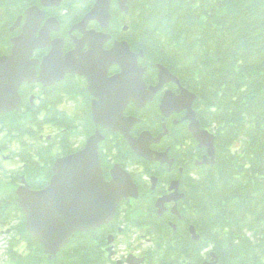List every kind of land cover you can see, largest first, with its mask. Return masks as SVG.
Segmentation results:
<instances>
[{
  "label": "trees",
  "instance_id": "obj_1",
  "mask_svg": "<svg viewBox=\"0 0 264 264\" xmlns=\"http://www.w3.org/2000/svg\"><path fill=\"white\" fill-rule=\"evenodd\" d=\"M38 0H0V55L11 51L9 28L25 10ZM130 13L121 15L115 5L112 31L127 40L135 52H144L141 64L147 67L145 80L157 82V64L175 74L183 86L197 94L195 104L203 127L215 134V163L197 166L205 150L197 147L187 123L168 121L169 135L160 147H172L176 159L174 171L146 163L137 158L124 138L106 134L101 148L105 174L111 158L124 166L144 167L145 173L134 172L140 185L141 198L135 202L133 221L147 220L148 234L160 244V236L184 235L177 241L214 251L219 264H264V0H128ZM90 5H87V10ZM129 31L119 32L125 21ZM74 21L72 14L68 23ZM113 68L112 72H116ZM30 86L21 90L22 110L0 115V146H17L22 165L17 172L0 175V228L20 220L7 249L9 264H101L105 235L100 230L76 234L58 257L48 259L42 246L25 229V218L17 201L15 188L19 176L25 175L33 189H42L53 175V165L60 156L76 151L75 147L94 129L89 95L84 80L74 77L47 89L40 114L29 101ZM79 109H63V101H77ZM126 114L141 122L134 135L162 130L159 98L138 111L130 105ZM56 136L40 141L45 127ZM41 143H40V142ZM35 142V143H34ZM39 143L38 147L36 144ZM164 147V148H165ZM179 167L183 168L180 172ZM157 174L160 185L153 193L143 175ZM180 180L185 197L179 203L182 225L174 232L159 218L155 208L171 178ZM175 221H179L174 217ZM112 224L106 226L108 228ZM193 225L200 241H193L188 228ZM163 230V232H162ZM26 242L24 248L20 245ZM162 258L174 249L167 243ZM167 253V255H166ZM185 254V252L183 251ZM175 254H171L169 259ZM195 258L199 261V255Z\"/></svg>",
  "mask_w": 264,
  "mask_h": 264
},
{
  "label": "water",
  "instance_id": "obj_2",
  "mask_svg": "<svg viewBox=\"0 0 264 264\" xmlns=\"http://www.w3.org/2000/svg\"><path fill=\"white\" fill-rule=\"evenodd\" d=\"M47 1L42 0L44 6L58 5L61 0H51L50 4ZM118 3L120 10L128 14L127 0H118ZM110 5L111 0H98L83 21L73 28L81 31L83 38L75 39V50L65 56L63 40L51 41L52 30L47 24L37 36L44 14L33 7L26 11L23 33L11 39V54L0 57V115L20 108V88L23 84L41 82L48 87L62 81L67 74L85 77L88 91L95 98L92 101V118L97 129L85 147L56 161L54 176L45 189L33 191L23 178V186L17 190L19 206L27 221V231L42 244L50 258L57 256L75 233L95 230L110 223L121 202L140 196L133 178L119 164L111 172V181H105L99 157V145L104 140L100 128L123 135L137 156L146 161L167 163L172 168L174 160L169 158L168 151L158 153L151 149V145L159 143L167 131L156 138L147 131L139 138H134L131 131L140 120L125 116L129 104L143 109L165 85L171 82L178 84L177 94L167 91L161 102L163 120L175 112L187 110L185 119L190 121L189 131L199 148L207 150V155L197 165L215 162V136L201 129L192 108L196 95L184 89L178 78L162 65H157L158 85L148 87L144 79L146 68L139 65V59L144 57L143 52L134 53L126 41H116L111 50H105L111 36L87 30L92 21L100 23L103 30L109 28L112 19ZM21 20L18 19L11 32L20 26ZM48 23L57 26L55 31L60 30L59 22L55 19H49ZM50 45H53V49L44 58L41 75L37 76L36 68L40 62L32 59L33 53L36 49ZM86 46L88 49L85 51ZM112 66H118L121 72L109 77ZM152 183L155 189L158 179L152 177ZM169 191L173 192L159 198L156 203L159 216L166 212V204L178 202L184 197L179 192V181H173ZM173 212L177 213L176 206ZM191 233L194 240L199 239L194 228H191ZM217 262V256L212 254V261L204 264Z\"/></svg>",
  "mask_w": 264,
  "mask_h": 264
},
{
  "label": "flooded vegetation",
  "instance_id": "obj_3",
  "mask_svg": "<svg viewBox=\"0 0 264 264\" xmlns=\"http://www.w3.org/2000/svg\"><path fill=\"white\" fill-rule=\"evenodd\" d=\"M97 0H61L58 5H47L44 6L42 3V0H38L36 4L31 5L30 7H37L40 12H43L44 19L42 21L40 31H42L46 24L51 28L50 38L52 41L56 40H63V54L67 55L68 53H71L75 50L76 44L74 42V38H81L82 34L81 32L74 30L73 28L78 25L85 17V15L93 8ZM116 1H113V6L116 5ZM46 3L50 4L52 3L51 0L47 1ZM90 5V9L87 12V5ZM29 7V8H30ZM72 14L74 21L69 24L68 17ZM49 19H56L59 22V31H55V28L57 27L54 23L50 25ZM26 18H23L22 25L17 30V35H20L23 24L25 23ZM89 30L97 29L96 24H90L88 26ZM39 31V32H40ZM53 49V45H50L49 47H45L39 50H36L34 52L33 58L40 61V64L37 66V73L40 75L41 73V63L44 60L45 57H47L51 50ZM110 49V48H107ZM74 75L70 76L67 75V77H73ZM76 78V77H74ZM50 88V87H47ZM53 88V87H52ZM29 91V98L30 103L33 107L36 108L38 113H46L48 111L47 108L43 107L41 102L46 96V90L42 84L35 83L30 88ZM31 98L35 99V104L31 102ZM82 97L79 98L78 101H81ZM83 105V101H82ZM62 106H66V104H63ZM181 117H184V114H181ZM172 123L174 125H178L182 123L181 118H179L177 115H174L171 119ZM160 150L162 147H159ZM168 148H171V157H173L172 154V147L168 146ZM157 150V149H156ZM158 150V151H160ZM164 151V148H163ZM2 153V152H0ZM1 158V154H0ZM174 158V157H173ZM176 160V159H175ZM168 171V167H164ZM180 168V167H179ZM176 178L173 177L170 179V183L175 180ZM169 184L165 185V190L163 191V194H160L157 196L156 200L164 195L169 194ZM174 203L167 204V211L164 215H169V220L166 221L167 226H169L174 232L177 231L178 227L182 225V216L175 217L172 215V208L174 207ZM135 206L134 201H124L121 206L119 207V214L118 218H116L112 225L108 228L102 227L98 230L101 231L105 235V240L103 243V246L101 247V251L104 253V256L106 259L109 258L110 253L106 250L110 246L108 244V237H113V243L111 244L113 254L112 258H109L110 262L109 264H139L138 261H142L141 264H204L205 261L211 260V250L208 248L200 247L199 249L195 246L194 248H191L187 244L185 245H177V241L186 239V236L179 235V236H170V240H166L165 236H160V244H157L155 238L150 237L148 234V231L150 229L148 228L147 220H135L128 218L132 213ZM156 208V207H155ZM157 212V210H156ZM174 217L177 218L179 221H175ZM173 225L175 227H173ZM189 234H190V226L188 228ZM163 232V230H162ZM191 236V234H190ZM192 239V236H191ZM193 240V239H192ZM167 243H170V245L174 249H179L177 251H171L168 252V257L162 258V254L164 251L162 250L165 246H168ZM185 252V254L183 253ZM196 253L199 255V261L195 258ZM173 255L169 259V257ZM167 255V253H166Z\"/></svg>",
  "mask_w": 264,
  "mask_h": 264
},
{
  "label": "rangeland",
  "instance_id": "obj_4",
  "mask_svg": "<svg viewBox=\"0 0 264 264\" xmlns=\"http://www.w3.org/2000/svg\"><path fill=\"white\" fill-rule=\"evenodd\" d=\"M15 150H16V146L12 145L11 148L9 149V153L7 154V156L9 158H12L14 156L12 154V152ZM8 161H9V159L0 160V166H2L3 168H6L8 170H16L21 165V160L17 159V158H13L12 160H10V162H8ZM20 185H21V180L19 181V183L16 187H19ZM20 226H21V223L19 224L18 222H13L10 225H8L6 227H2L0 229V264H5L7 262V256L5 255L6 250H7L6 245H8V243L16 235V232H14V230H16ZM7 229H11V230H13V232L10 234H7V231H6Z\"/></svg>",
  "mask_w": 264,
  "mask_h": 264
},
{
  "label": "bare ground",
  "instance_id": "obj_5",
  "mask_svg": "<svg viewBox=\"0 0 264 264\" xmlns=\"http://www.w3.org/2000/svg\"><path fill=\"white\" fill-rule=\"evenodd\" d=\"M170 183V180H168V182L166 183V184H164V185H167V184H169ZM191 226H193V225H191ZM174 227V226H173ZM196 231V235L199 237V239H198V241H200V239H201V237H200V235L198 234V232H197V230H195ZM192 238H193V235H192ZM111 250H112V247H108V249L106 250L107 252H111ZM109 258H112V256H109ZM109 258L108 259H105L103 262H101V264H109V262H110V260H109ZM217 264H219V261L217 262Z\"/></svg>",
  "mask_w": 264,
  "mask_h": 264
}]
</instances>
